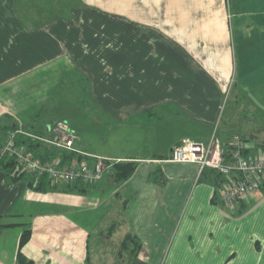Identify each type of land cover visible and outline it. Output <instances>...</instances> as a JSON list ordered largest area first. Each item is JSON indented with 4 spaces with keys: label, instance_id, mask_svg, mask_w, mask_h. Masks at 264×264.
<instances>
[{
    "label": "crops",
    "instance_id": "1",
    "mask_svg": "<svg viewBox=\"0 0 264 264\" xmlns=\"http://www.w3.org/2000/svg\"><path fill=\"white\" fill-rule=\"evenodd\" d=\"M76 67L90 78L96 108L158 116L168 148L96 152L75 131L72 162H138L124 183L106 177L86 194L66 183L38 191L0 168V264H19L26 230L21 251L34 264H98L99 253L108 258L103 241L123 228V238L142 242L133 264H264V185L229 207L214 200L220 184L197 163L170 160L179 142L207 141L216 128L225 147L239 137L249 155L264 156V0H81L70 17L59 0H0V119L23 131L61 120L56 92ZM231 89L245 101L221 125Z\"/></svg>",
    "mask_w": 264,
    "mask_h": 264
},
{
    "label": "built area",
    "instance_id": "2",
    "mask_svg": "<svg viewBox=\"0 0 264 264\" xmlns=\"http://www.w3.org/2000/svg\"><path fill=\"white\" fill-rule=\"evenodd\" d=\"M50 128L51 136H39L21 129L9 131L0 144V167L5 159H14L24 172L34 175L47 174L52 184L69 183L80 180L85 183L99 182L119 159L97 156L92 161L63 163L62 160L40 159L30 153L25 146L18 145V134L38 138L47 146L68 151L76 149L77 133L67 120L61 119ZM171 161L194 162L200 172L212 169L222 176L218 189L219 199L227 206L255 195L264 185V156L248 154V146L243 138L236 137L226 148L218 135L217 128L207 141L186 138L172 149Z\"/></svg>",
    "mask_w": 264,
    "mask_h": 264
},
{
    "label": "rangeland",
    "instance_id": "3",
    "mask_svg": "<svg viewBox=\"0 0 264 264\" xmlns=\"http://www.w3.org/2000/svg\"><path fill=\"white\" fill-rule=\"evenodd\" d=\"M74 85L70 87L68 86L69 89H65L66 95H62L63 97H60L62 99L63 106L60 113L61 116L59 118L67 120L72 125L78 133L80 139L79 141L81 143H87V146L96 152L100 151L102 153L106 152L108 154L115 155L135 153L148 154L156 149L160 152L164 149L167 150V142L168 139H170V136L165 133V130H161L164 128L161 126L163 122L155 121L158 116L154 117V115H151L146 111L141 114H128L123 117L112 113L106 115L96 108L97 104L94 100H92L91 103L87 99L83 100L81 98V93H75L78 92L82 86L78 85L75 91V88L73 87ZM235 92L236 90L234 89H231V91L229 90L223 100L221 125L227 122L230 113L232 112L233 114L236 110V106H238L236 105V102L245 101L243 98H236ZM243 109L245 114H241L242 120L238 123V127L239 124H246L245 115L248 111L245 106ZM157 110L158 108L154 111L157 112ZM229 123L230 122L228 121L226 125H229ZM51 128H54V126H51ZM239 129L243 130L241 127ZM112 172L113 166L103 176L100 182L104 180V178L110 177L109 175ZM123 229L117 230L113 240L110 238L107 241H103L100 246V250L102 251V254H108V258H105L104 255L99 253V257L97 258L98 264L122 263L121 259H117L115 262L114 253L119 248V244L123 238Z\"/></svg>",
    "mask_w": 264,
    "mask_h": 264
},
{
    "label": "trees",
    "instance_id": "4",
    "mask_svg": "<svg viewBox=\"0 0 264 264\" xmlns=\"http://www.w3.org/2000/svg\"><path fill=\"white\" fill-rule=\"evenodd\" d=\"M59 2L67 17L71 16L72 7L76 5L78 6L81 5V0H59ZM72 85H74L73 87L75 88V91L78 85L82 86L83 89L80 88V90H78V92L75 93H81V98L83 100L87 99L92 103L93 98H92L91 81L89 76L85 73V71L81 67H76L73 71L69 72L63 77V80L59 87V91L56 92V94H58L60 97H63L62 95H66L65 89H69V87ZM155 108H158L157 111L161 109L159 105L153 107V109ZM53 121L54 120L52 118L45 119L42 121L41 125H37L35 124V120H34L33 122L24 125L23 129H25V131L29 133L46 137L51 133L49 127L51 128V126H53L54 123ZM17 129H19V126L14 119L7 116H2V118L0 119V144L3 142L4 137L6 136V134H8L9 131L17 130ZM17 143L18 145L25 146L30 153L42 159H50L56 156H62V162L68 163L73 161L77 155V153L74 151H68L58 147H51V146L48 147L44 141L35 137L27 136L23 133L18 134ZM78 160L81 161L82 156H80ZM0 168L6 170L8 175L13 177L14 179H20V178L26 179L28 181L29 186L35 190L46 192V191L58 189L56 185L52 184V181L47 174L34 175L25 171L23 172L18 167L14 159L3 160ZM137 168H138V162L135 160H120L114 163L113 172L109 175L110 179L116 184H122L134 174ZM204 173L212 176L215 182H217V186L219 185L222 179V176L219 173L215 172L212 169H205ZM95 185H97V182L85 183L80 180H77L66 183L65 186H63L62 188L66 191H72V192L75 191L86 194L92 191ZM217 199H219V196L216 193L214 195V200L216 201ZM115 226L116 224H113L109 228V233L112 234V232L115 229ZM30 235H31V231L26 230L22 236L20 251L18 254L19 264H34V262L28 259L21 251L22 247L29 240ZM141 248H142V242L140 238L134 233L129 232L123 238L120 244L119 252L117 254L119 256V259L126 261L127 264H133Z\"/></svg>",
    "mask_w": 264,
    "mask_h": 264
}]
</instances>
